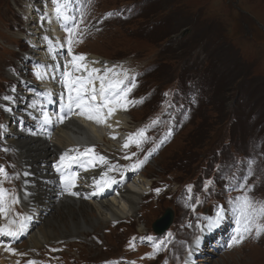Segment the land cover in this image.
<instances>
[{
    "label": "rangeland",
    "instance_id": "obj_1",
    "mask_svg": "<svg viewBox=\"0 0 264 264\" xmlns=\"http://www.w3.org/2000/svg\"><path fill=\"white\" fill-rule=\"evenodd\" d=\"M70 3L78 25L74 40L82 41L75 42L72 50L98 56L121 74L127 70L135 83L127 100L136 103L128 104L124 128L108 134L98 123L104 141L100 139L94 149L104 150L107 142L118 145L120 151L106 152L110 164L119 166L109 172L110 177L122 178L126 186L135 188L139 183L133 178L142 173L150 185L132 216L57 236L38 247L31 246L26 236L19 237L11 242L17 252L12 253L13 259L2 254L0 264L29 260L37 264H264V235L228 246L236 229L229 201L244 194L239 190L244 177L252 187L248 195L264 201V0ZM28 5L27 0H0V167L8 174L0 181L10 208L6 224L9 219L19 222L22 216H33L25 190L30 173L19 161L17 149L4 141L7 107L9 111L12 107L15 120L19 115L5 97L19 89L25 97L36 99V88L20 87V81L10 77L13 71L24 74L27 81L35 80V64L27 57L32 56ZM65 26L74 23L70 20ZM65 26L64 58L68 55ZM140 129H146L147 139L140 147L132 143L124 148L128 136ZM145 157L138 170L130 169ZM49 173L53 181H60L51 168ZM65 187L58 185L59 195ZM12 198L19 202L12 204ZM221 207L223 220L204 236L206 229L201 232V228L208 223L206 218H214ZM168 208L173 211L172 222L157 234L153 223ZM50 211L55 213V208ZM0 250L5 251L3 245Z\"/></svg>",
    "mask_w": 264,
    "mask_h": 264
},
{
    "label": "bare ground",
    "instance_id": "obj_2",
    "mask_svg": "<svg viewBox=\"0 0 264 264\" xmlns=\"http://www.w3.org/2000/svg\"><path fill=\"white\" fill-rule=\"evenodd\" d=\"M27 1L28 6H30V8L27 7L29 8L27 33L30 35V54L32 55L27 57L31 58L35 64V80L27 81L24 74L13 73V71L10 73V77L18 79L21 83V85L19 84L20 87H30L31 90L36 88L34 91L36 92V99L35 96L25 97L19 89L11 90L13 95L8 96L11 98L5 99V101L11 106H15L19 115H17L18 120H15L13 118L14 112L11 113L12 107L10 111L7 107L4 141L17 149L19 161L22 165H26L24 168L30 173L25 177L27 178L25 190L28 192L27 196L31 198L28 201L31 206H28L32 208L33 216L30 215L29 219L26 220L27 230L20 237L26 236L31 246L38 247L43 241H48L57 236L61 237L85 231L88 226L92 227L103 221H119L123 217L132 216L150 183L145 180L141 173L136 174L133 178L134 182L139 183L138 187L126 186L120 178L112 187H104L101 191L97 187L96 181H100L103 173H107V177H110L108 166L105 164L96 163L95 167L89 166L85 170V166L73 163L62 168L61 171H57L60 158L66 153L69 157L79 156L85 165L94 160L96 154L104 156L110 164L106 152L110 150L120 151L121 148L107 142L104 143L106 145L104 150H95L99 140L104 141V135L99 131L96 120L88 119L85 115H78L79 109L75 107L72 112L66 108L68 92L61 80L66 64L68 71L72 72L70 62L73 56L68 53L66 58L63 57L62 51L66 47L61 34H63L64 26L70 20L66 21L63 16L57 14L56 7L53 6H57L55 3L52 5L43 0ZM58 2L66 5L61 10L62 13L72 17L73 7L70 5V0H58ZM72 51L73 55L82 54L86 57V61L79 63H89V67L100 69L105 66L111 68V65L107 64L108 62L101 61L98 56L84 54L74 49ZM92 61L98 63H90ZM73 75L86 76L87 73L81 70L74 72ZM95 83L98 87L99 82ZM18 96H21L20 100L18 99L19 102L16 99ZM127 101L126 98L125 104ZM45 113L49 117V123L44 122ZM26 115L28 121L24 119ZM103 115L106 117L103 129L109 130L108 134H115L124 128L128 111L117 107L116 111L108 117V109L105 108ZM60 116L65 117L63 122L60 121ZM85 149L92 151L80 155L85 152ZM49 168H51L52 173L60 175V181L52 180ZM73 175L76 177L74 186L69 182V177ZM60 183L62 185L67 183L68 187H65L66 189L62 191L63 194L59 195L57 189ZM69 190L78 193V195H73L76 199L66 196L69 194ZM25 200L27 199L25 198ZM51 208H55V213L50 211ZM5 224L6 217L0 216V226ZM210 231L206 229L203 232L204 236L208 235ZM3 240L7 241L8 238L4 237ZM198 245L199 243H195L193 247L198 249ZM2 254L11 260L13 259L11 257L12 252L0 250V256Z\"/></svg>",
    "mask_w": 264,
    "mask_h": 264
},
{
    "label": "snow or ice",
    "instance_id": "obj_3",
    "mask_svg": "<svg viewBox=\"0 0 264 264\" xmlns=\"http://www.w3.org/2000/svg\"><path fill=\"white\" fill-rule=\"evenodd\" d=\"M57 4L55 11L58 15L63 16L64 20H72L74 26L67 27L65 26V31L68 34V53L72 55V72L68 71V65L64 66V71L62 73L63 79L61 83L64 85L65 89L68 92L67 95V104L66 108L69 112H72L73 108L79 109L78 115H85L88 119H95L97 123H104L106 117L103 115V110L108 109V117H110L117 109V107L127 110V104H134V101H127L125 104L128 93L132 91V88L135 87L134 78L129 80L127 70H124L123 73L117 72L114 68H109L105 66L103 69L89 67V63H79L86 61L84 55H73L72 45L75 42L74 37L78 33V25L75 24V17H69L62 13V8L66 5L59 3L58 0H53ZM83 16V13H81ZM83 20L80 21L82 23ZM90 63H98L97 61H92ZM83 70L87 73L86 76H74V72H80ZM102 73V74H101ZM99 82V86H96L95 82ZM129 81V83H126ZM5 99H9L5 97ZM64 116H60L59 119L61 122L64 120ZM44 122L49 123V117L47 113L44 115ZM157 120L152 121V125H155ZM110 126V125H109ZM146 129H140L135 134H130L127 138L126 143L123 145L124 148H128L130 144L135 143L137 147H140L141 143L147 139L145 136ZM137 137L139 139H137ZM115 138V137H113ZM92 150L85 149V152L80 155H85ZM135 155V153H133ZM131 157L125 156L124 159H130ZM147 160L137 161L134 165H130V169L135 171L138 170ZM78 164L87 167H95L96 163L105 164L108 166V171H112L118 168V165L109 164L107 159L104 156L95 155L94 160L89 161L88 165L84 164V161L77 157H69L67 153L60 158V164L57 165V171H61L62 168L68 167L69 164ZM123 176V173H121ZM0 176L7 178L8 174L3 167H0ZM62 176V180H63ZM75 175L69 177V182L74 186ZM244 183L239 184V190L244 194L237 196L233 199H230L229 204L233 215L235 216L236 229L235 233L232 236L231 241L229 242V247H233L242 243L246 238H260L264 235V201L254 200L248 193L252 191V187L247 185V177H244ZM3 181H0V216L7 217L10 211V208L6 204L7 190L2 187ZM116 183V180L107 177V173L101 175L100 181H96L97 187L102 191L104 187H109L111 184ZM209 184L211 181L208 182ZM68 187V184H65ZM207 188V184L205 186ZM159 193L160 189L156 190ZM188 191L191 192V186L188 187ZM70 195H78V193L71 192ZM191 198V197H189ZM19 201L15 198H12L11 203L15 204ZM197 203H200L197 200ZM225 210L221 207L219 208L214 218H206L208 223L201 228V232L205 229L211 230L214 226L218 225L224 218ZM29 217H20L19 222L16 220L9 219L8 223L0 226V237H7L8 240H0V245H3L5 251L16 253V249L11 247V241L18 239L22 234L27 230L26 220ZM14 226V227H13ZM141 239H145L142 237ZM146 239L152 240V237H147ZM199 237L197 238V241ZM130 247H134L132 242H129ZM158 249L159 245L154 246ZM19 255H24V253H19ZM27 264H37L36 261L29 260Z\"/></svg>",
    "mask_w": 264,
    "mask_h": 264
},
{
    "label": "water",
    "instance_id": "obj_4",
    "mask_svg": "<svg viewBox=\"0 0 264 264\" xmlns=\"http://www.w3.org/2000/svg\"><path fill=\"white\" fill-rule=\"evenodd\" d=\"M77 9V8H76ZM76 11V10H75ZM173 211L171 209H167L162 216L156 219L153 223L154 231L160 233L168 228L170 223L172 222Z\"/></svg>",
    "mask_w": 264,
    "mask_h": 264
}]
</instances>
